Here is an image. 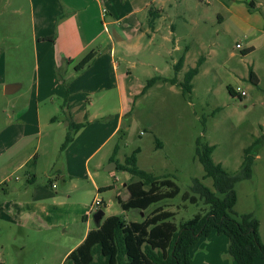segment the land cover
I'll use <instances>...</instances> for the list:
<instances>
[{
	"label": "rangeland",
	"instance_id": "1",
	"mask_svg": "<svg viewBox=\"0 0 264 264\" xmlns=\"http://www.w3.org/2000/svg\"><path fill=\"white\" fill-rule=\"evenodd\" d=\"M209 1L174 0L177 6L168 12L169 19L158 21L159 32L153 39L148 36V10L135 13L133 0L104 5L107 45L116 50V73L111 76L114 91L105 101L108 93L99 88L72 92V85L91 70L75 77L66 75L68 96L58 100L57 75L53 81L50 74L38 71L41 28L33 26L29 0H0V48L8 53L0 60V263L62 264L87 231L97 228L92 210L96 201L103 202L100 210L105 218L139 220V213L124 211L117 201L118 197L126 199L124 185L131 176L110 162L116 149L121 164L139 151L141 170L176 183L180 195L160 205L176 214L177 225L208 211L202 200L197 204L183 200L185 193L193 195L195 179L214 190L213 180L205 178L196 156L199 137L215 146L214 162L232 174L239 172L244 150L262 138L253 178L236 185L234 210L238 218L253 215L264 238V32L252 37L255 52L243 56L236 46L244 41L237 30L250 28L246 23L245 28L230 23L221 28L216 14H225V9ZM154 4L169 9L167 0ZM16 8L21 12L15 14ZM247 8L252 11L248 2ZM178 17L187 23H179ZM172 21L177 26L176 38L170 34ZM173 38L179 39L183 50L190 46L186 71L204 58L191 96L160 81L143 94L150 79L179 76L183 80L184 71L179 75L174 69L180 53L174 50ZM50 48L55 50L53 45ZM250 70L257 74L258 86L250 82ZM19 85L18 91L7 89ZM229 86L240 87L247 95L233 97ZM63 104L74 109L70 113L75 123L84 125L66 149L68 126L58 121ZM108 186L115 188L98 192ZM229 243L225 235L200 239L191 249L192 264L235 263Z\"/></svg>",
	"mask_w": 264,
	"mask_h": 264
},
{
	"label": "trees",
	"instance_id": "2",
	"mask_svg": "<svg viewBox=\"0 0 264 264\" xmlns=\"http://www.w3.org/2000/svg\"><path fill=\"white\" fill-rule=\"evenodd\" d=\"M150 14V27L154 29L160 13L155 11V15L153 12ZM47 39L55 41V37ZM249 52L250 50H246L242 54L246 56ZM96 56V52L89 53L76 65L75 71L81 72L87 68ZM184 62L185 57L182 56L174 67L177 73L183 69ZM203 64L202 57L194 68L185 73L181 82L177 76L172 79L164 77L150 79L143 94L160 81L178 86L185 96L190 97L194 88L193 80L200 73ZM249 80L255 86L260 83L252 70L249 73ZM228 90L231 96L238 97L236 89L232 86H229ZM62 109L64 111L67 109L65 114L68 132L63 145V149H66L84 125L75 123L67 104H63ZM196 144L197 159L204 168L205 178L213 180L214 190L205 186L199 179H195L191 188L193 195L185 193L183 200L191 204H197L202 200L208 206V211L198 213L177 225L174 222L176 214L160 205L180 195L181 190L176 183L169 177H157L141 170L137 165L139 151L127 157L121 164L117 160L116 149L111 161L116 162L117 170L131 176L125 188L128 198L124 200L118 197L117 201L124 211L139 213L140 219L128 222L119 216L103 218L100 228L90 230L83 242L66 257L63 264H192L191 249L200 239L209 238L214 233L229 238L228 252L236 264H255L256 259L264 260V243L259 232L260 222L251 214L238 218L234 210L238 201L236 185L253 178L256 150L263 145L262 138L244 150V158L236 174L228 172L222 164L214 162L212 155L215 146L204 142L202 137L197 139ZM158 145L162 146L160 142ZM114 188V186L100 188L99 192Z\"/></svg>",
	"mask_w": 264,
	"mask_h": 264
},
{
	"label": "crops",
	"instance_id": "3",
	"mask_svg": "<svg viewBox=\"0 0 264 264\" xmlns=\"http://www.w3.org/2000/svg\"><path fill=\"white\" fill-rule=\"evenodd\" d=\"M133 1H135L134 5L136 6V8H134L135 10H133L135 13L144 10H148L149 14L150 12H153V15H155V11H158L160 13L159 18L156 20L154 29L150 27L151 19L149 20L150 33L148 34V36L151 39L154 38L155 33L159 32V30L157 29L158 21L161 18L166 19V16L169 19L170 15L168 14V12L174 10V8L177 6V2H181V0H177V2H174V0H167L169 2V9L167 10L164 6H162L161 8H156L154 4L155 0H144V3L143 0ZM29 2L31 4L33 26L37 25L41 28V30L39 31L41 42L39 44L37 43V45L42 46V51L41 53L37 52L36 54L38 60L37 67H39L38 71L42 69L45 76L50 74L53 81L54 75H57V99H66L68 96L67 91L64 87L67 82L66 75H73L72 77H75V75L81 72L91 70V74L89 76L82 78V80L72 85V92L75 93L80 88L86 89L87 92H91L92 87H95L93 91L99 88V91H105L106 93H108L107 95H105L104 99L105 101H107V99L109 100L111 98V91H114V88L111 87V76H115L116 73V50L114 45L111 47L107 45V40L110 39V36H106L105 25H107V22L105 20L107 19L108 15L107 12H104L103 6H108L112 2V0H29ZM207 2L208 0H206V3ZM247 2L249 4H252V6H250L252 7V11L247 8ZM209 3H217V5L223 6L225 9V14H222L221 12H217L216 14L217 23L221 28H224L228 23L233 24L235 28L237 27V29L245 28L243 26V23L247 24V28H250L249 30L247 29V31L236 29L237 33H239L240 37L244 40L243 44L237 43V45H240V48L238 49H240L242 53L246 52V50H250V52L246 56L253 54L255 52V42L252 37L256 33L264 32V21H262V18L264 19V0H210ZM20 12V8H16L14 10L15 14H18ZM109 15L110 17H112L111 12L109 13ZM177 21L179 23H181V21L184 22V24L187 23L186 19L181 20L180 17L177 18ZM176 27L177 26L175 24V21H172L170 26V34L171 36H175V38L177 31ZM54 28L57 29L55 33H53L52 31V29ZM54 35H56L55 41L47 39L49 37H54ZM175 38H173L175 41L174 50L180 53V58L182 56L185 57L184 66L183 69L179 72V75L182 71H184L185 75V73L187 72L185 68L186 61L190 55V46H186L183 50V47H180L179 45V39ZM170 39L171 37H167L168 41ZM50 45L55 46V50L51 51ZM182 50L185 52H183ZM92 52L97 53L96 58L87 68H85L81 72H76V65L79 64L89 53ZM7 54L8 53L5 49L0 48V60L5 59ZM177 77L178 81L181 82V78L179 76ZM113 84H115V78L112 82V85ZM164 84H168L169 86H171V88H179L178 86L171 85L169 83ZM233 88L237 89L240 87ZM19 89L20 85L12 88V90L14 91H18ZM69 93L71 96L70 88ZM69 109L70 111H74L73 108ZM60 111L61 118L58 121H61L63 122V124H67L68 126L65 114V111H67V109H65L64 111L62 109V106H60ZM30 183H34V179L30 180ZM124 187L126 188V185H124ZM127 198L128 195L126 199ZM89 231L90 229L85 234L83 240L86 238ZM260 236L264 243L262 233L260 234ZM212 238L213 234L209 238L205 239L212 240ZM82 242L83 241H81L80 243ZM70 253L71 252H68L64 259H66V257ZM209 256V254L206 255L205 260ZM206 263H208L207 260L204 262V264ZM214 264H227V262L217 260ZM255 264H264V260L256 259Z\"/></svg>",
	"mask_w": 264,
	"mask_h": 264
},
{
	"label": "water",
	"instance_id": "4",
	"mask_svg": "<svg viewBox=\"0 0 264 264\" xmlns=\"http://www.w3.org/2000/svg\"><path fill=\"white\" fill-rule=\"evenodd\" d=\"M12 88H14V87L8 86L7 89H12ZM9 92L10 91L7 90V93H9ZM116 167H117V165L115 164V168ZM104 217H105V212L103 210H99V211H97L95 213V215H94V222H95L97 228H100L101 223H102V220H103Z\"/></svg>",
	"mask_w": 264,
	"mask_h": 264
},
{
	"label": "built area",
	"instance_id": "5",
	"mask_svg": "<svg viewBox=\"0 0 264 264\" xmlns=\"http://www.w3.org/2000/svg\"><path fill=\"white\" fill-rule=\"evenodd\" d=\"M237 48H240V45H237ZM236 93L238 94V97H241V98H243V97H245L247 94L245 93V91H243V90H241V88H237L236 90ZM101 205H102V201L100 202V201H96V202H94V205H93V207H92V210L94 211H99L100 210V207H101Z\"/></svg>",
	"mask_w": 264,
	"mask_h": 264
}]
</instances>
